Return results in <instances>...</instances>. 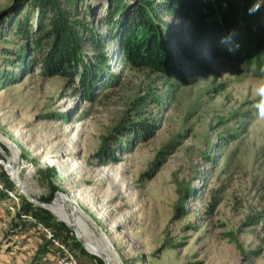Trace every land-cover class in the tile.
Wrapping results in <instances>:
<instances>
[{
	"label": "rangeland",
	"instance_id": "1",
	"mask_svg": "<svg viewBox=\"0 0 264 264\" xmlns=\"http://www.w3.org/2000/svg\"><path fill=\"white\" fill-rule=\"evenodd\" d=\"M71 2V20L99 41L97 51L82 45V62L94 76L87 92L80 67L69 78L42 75L45 45L32 53V43L16 32L25 18L36 29L38 11L29 0H0V173L13 183L2 153L14 160L20 153L21 178L31 172L28 195L40 203L50 198L44 204L59 195L72 199L123 264H264V117L258 108L264 70L253 75L240 60L252 55L253 38L219 33V44L206 45L177 15L158 10L167 35L180 37L184 48L166 47L179 73L167 76L127 62L109 38L119 17L112 16L113 25L103 21L110 0ZM121 3L127 10L143 4ZM258 5L264 17V0ZM143 120L153 130L149 138L136 129ZM0 185V264H33L47 239L35 229L12 232L16 204L25 197L14 183V197L1 178ZM81 238L101 253L92 230ZM59 243L63 249L52 247L38 264H59L63 256L104 264L72 232Z\"/></svg>",
	"mask_w": 264,
	"mask_h": 264
},
{
	"label": "trees",
	"instance_id": "2",
	"mask_svg": "<svg viewBox=\"0 0 264 264\" xmlns=\"http://www.w3.org/2000/svg\"><path fill=\"white\" fill-rule=\"evenodd\" d=\"M121 1L110 0L109 15L103 21L105 25H113L112 16L119 17L117 27L109 33V38L115 40L127 62L134 67L149 68L167 76L179 75L166 47L173 43L183 49L182 52L184 48L178 44L180 37L169 36L165 32L157 16V11L161 10L177 15L187 27V33L195 40H204L206 45L213 41L219 44L223 40L217 36L219 33L224 37H235L238 41L241 38H253L254 48L248 52L252 55L241 56L240 60L253 75L264 70V17L259 16L258 10L250 12L259 0H162L160 4L151 3L152 0H141L143 4L129 10L122 7ZM29 8L38 11L36 29L32 31L28 19L25 18L23 22H17L16 32L27 42V46L32 43V53L45 45V53L39 59L42 75L49 78H69L79 75L80 67L84 69L80 76L81 86L87 92L94 76L89 74L87 66L82 62V45L88 43L97 51L100 48L97 45L99 41L80 21L71 20V11L74 9L71 0H29ZM252 25L257 27L255 32H252ZM83 32L87 33L86 38L82 36ZM183 55L192 59L190 54ZM17 57V62L23 64L22 57ZM7 79L14 81L10 77ZM136 125L141 135L148 138L152 136L153 130L146 120ZM0 178L5 190L14 189L13 183L4 173H0ZM49 201L50 198L42 200L44 203ZM52 219L49 212L22 198L12 220L11 230L22 235L35 229L40 232L43 240L46 239L45 232L48 231L53 240L65 243L66 238L71 236V231L61 223H53ZM52 247L53 243L46 240L33 264H38L49 252H53ZM99 264H102L100 260Z\"/></svg>",
	"mask_w": 264,
	"mask_h": 264
},
{
	"label": "bare ground",
	"instance_id": "3",
	"mask_svg": "<svg viewBox=\"0 0 264 264\" xmlns=\"http://www.w3.org/2000/svg\"><path fill=\"white\" fill-rule=\"evenodd\" d=\"M0 145H3L0 140ZM11 149H15V145H10ZM7 148V147H6ZM19 151V149H18ZM20 153L16 154L15 160L10 155L7 156L6 161L4 162L5 170L10 177L15 179L19 184L22 191L27 195L33 194V184L31 181V172H29L25 179L21 178V168L17 165V162L20 161ZM31 197V196H30ZM70 205L74 208L71 210ZM52 214L62 223H67L70 219L73 220L76 234L79 238L85 237L86 230H92L94 235L99 239L101 253L93 249L92 246L85 243L88 251L98 257H103L107 264H121L119 258L115 255L113 246L106 237V234L98 230L90 221L89 217L77 207L76 202L72 199H69L65 196H57L54 200L53 205L51 206ZM79 214L78 216L75 215ZM99 228V227H98ZM82 239V238H81ZM83 240V239H82Z\"/></svg>",
	"mask_w": 264,
	"mask_h": 264
},
{
	"label": "water",
	"instance_id": "4",
	"mask_svg": "<svg viewBox=\"0 0 264 264\" xmlns=\"http://www.w3.org/2000/svg\"><path fill=\"white\" fill-rule=\"evenodd\" d=\"M1 150V149H0ZM2 156L5 158V159H7V156L4 154V153H2ZM12 178V177H11ZM12 181H13V183L15 184V186L17 187V189H18V191H19V193L21 194V195H23L24 197H25V199H27L31 204H33L34 206H37V207H39V208H42V209H44V210H47V211H49L50 213H52L51 212V206L53 205V203H54V200L51 202V204H44V203H40V202H37L36 200H34L33 198H31L29 195H27L24 191H22V189L20 188V186H19V184L15 181V179H13L12 178ZM66 225H67V227L69 228V230L74 234V236L84 245V246H86L85 245V242L81 239V238H79L78 237V235L76 234V231H75V226H74V222H73V220H69L67 223H65ZM113 250H114V252H115V255L118 257V255H117V253H116V251H115V249L113 248ZM93 255V254H92ZM98 257V256H97ZM100 259H102V261H103V263L104 264H107V262H106V260L103 258V257H99ZM119 258V257H118ZM120 262H121V260H120ZM121 264H123L122 262H121Z\"/></svg>",
	"mask_w": 264,
	"mask_h": 264
},
{
	"label": "built area",
	"instance_id": "5",
	"mask_svg": "<svg viewBox=\"0 0 264 264\" xmlns=\"http://www.w3.org/2000/svg\"><path fill=\"white\" fill-rule=\"evenodd\" d=\"M5 159V158H4ZM3 165V167H4V164H2ZM0 190H2V187H1V185H0ZM7 195L8 196H10V197H14L13 195H12V192H7ZM18 206H19V204H18V202H17V204H16V209L18 208ZM45 237H46V239L47 240H50L52 243H53V247L54 248H57L58 250H62L63 249V245H60V243L58 242V241H55V240H53L52 239V235L50 234V232H48V231H46L45 232ZM56 249V250H57ZM64 258H61L60 259V262H59V264H76V262H75V259L74 258H72L71 256H63Z\"/></svg>",
	"mask_w": 264,
	"mask_h": 264
},
{
	"label": "clouds",
	"instance_id": "6",
	"mask_svg": "<svg viewBox=\"0 0 264 264\" xmlns=\"http://www.w3.org/2000/svg\"><path fill=\"white\" fill-rule=\"evenodd\" d=\"M258 3L253 6V9H250V12L253 10H258ZM259 94L261 95L262 99L260 104L258 105L259 112L261 117H264V84H261L259 89H258Z\"/></svg>",
	"mask_w": 264,
	"mask_h": 264
}]
</instances>
